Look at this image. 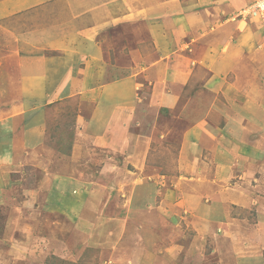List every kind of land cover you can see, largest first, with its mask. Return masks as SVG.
<instances>
[{"label":"crops","instance_id":"1","mask_svg":"<svg viewBox=\"0 0 264 264\" xmlns=\"http://www.w3.org/2000/svg\"><path fill=\"white\" fill-rule=\"evenodd\" d=\"M250 1L0 0L1 161L33 144L42 102L63 99L66 88L80 102L98 95L80 134L108 137L136 164L167 137L166 124H177L182 158L213 154L214 175L201 186L231 232L223 202L245 208L260 199L237 183L224 193L221 180L264 169V21L235 18ZM254 227L264 241L263 225Z\"/></svg>","mask_w":264,"mask_h":264},{"label":"rangeland","instance_id":"2","mask_svg":"<svg viewBox=\"0 0 264 264\" xmlns=\"http://www.w3.org/2000/svg\"><path fill=\"white\" fill-rule=\"evenodd\" d=\"M65 93L41 103L33 144L0 159V264H264L261 232L249 231L257 220L264 227V169L220 179L224 193L237 183L260 199L245 208L223 202L227 233L225 210L210 206L215 196L201 186L214 175L210 151L193 153L197 162L182 158L177 124H166L167 137L152 140L138 165L108 137L96 143L89 131L80 134L98 95L87 103ZM153 133L163 134L157 126ZM205 161L209 176L200 171Z\"/></svg>","mask_w":264,"mask_h":264},{"label":"built area","instance_id":"3","mask_svg":"<svg viewBox=\"0 0 264 264\" xmlns=\"http://www.w3.org/2000/svg\"><path fill=\"white\" fill-rule=\"evenodd\" d=\"M258 17L264 21V0H251L236 14V19L247 20Z\"/></svg>","mask_w":264,"mask_h":264}]
</instances>
